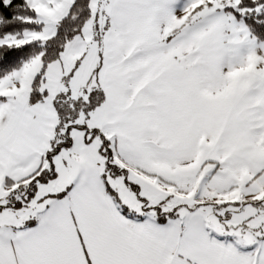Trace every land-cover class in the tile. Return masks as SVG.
Listing matches in <instances>:
<instances>
[{"label":"snow or ice","instance_id":"6c2138e0","mask_svg":"<svg viewBox=\"0 0 264 264\" xmlns=\"http://www.w3.org/2000/svg\"><path fill=\"white\" fill-rule=\"evenodd\" d=\"M0 264H264V0H0Z\"/></svg>","mask_w":264,"mask_h":264}]
</instances>
